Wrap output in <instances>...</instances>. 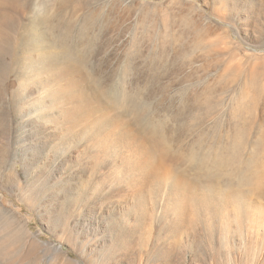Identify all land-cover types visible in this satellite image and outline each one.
I'll return each mask as SVG.
<instances>
[{
  "label": "rangeland",
  "instance_id": "rangeland-1",
  "mask_svg": "<svg viewBox=\"0 0 264 264\" xmlns=\"http://www.w3.org/2000/svg\"><path fill=\"white\" fill-rule=\"evenodd\" d=\"M238 143L264 189V0H0V264H264V196L238 226L147 192Z\"/></svg>",
  "mask_w": 264,
  "mask_h": 264
},
{
  "label": "bare ground",
  "instance_id": "bare-ground-1",
  "mask_svg": "<svg viewBox=\"0 0 264 264\" xmlns=\"http://www.w3.org/2000/svg\"><path fill=\"white\" fill-rule=\"evenodd\" d=\"M57 39L58 42H60L61 38L59 36L57 37ZM155 129L156 130L154 134L157 137H159L160 135L159 128L156 127ZM239 147H240L239 143L236 144L235 146H232V152L228 155L226 154V156L223 155L219 156L218 153L212 155H203V156L192 154L189 157V162L191 163V165L195 166L198 174H206L210 178L209 181L210 184L203 185L206 186V191L202 189V191H200L198 194L192 195L190 193H185L184 191L180 190L178 187L175 188H172L171 186L167 187V184L166 185L164 184V188L158 187L154 190L148 189L147 192L148 194L151 193L150 196H154L157 193L159 197V202L157 200L155 209H158V211H160V208L161 206L164 205V203H166L167 205L172 203L175 206H177L176 213H182V211L185 208L180 207L179 202L180 201L183 202L185 201V199H187L188 202L191 201L192 207L195 211L203 208V211L207 212V216H209L210 219L212 215L217 214L216 212H221V210L225 212L231 211L233 213V218H234L233 221H236L237 224L235 222L233 223H235L238 226H241L242 218L244 219L245 216L249 217L250 215V217H255L247 210L248 204L250 205L251 203H249L250 201L249 199H248L249 201L247 200V196L245 195L247 194V192L243 190V187L247 186L248 192L250 193V195L254 197L258 198L264 196V189L257 185L256 170L259 167V165L257 164L255 157H251L250 159L248 158L245 164L241 163L242 161H241ZM149 153L152 155V157H156V159L152 164V167L151 166L148 167L149 170H153L152 168L154 166L159 165L162 158L160 155L155 154L156 152L153 149L149 150ZM137 166L138 165L136 162H130L129 166L128 165L125 166V171H127L126 173H128L125 175V180H128V178L131 179L132 176L134 177L135 173L133 172V168H136ZM144 169L147 168L144 166ZM149 170H147V172H149ZM222 170H226L229 173L228 177L232 181V183L235 184L236 187L234 192H230L228 189L226 190L216 189V187H214V185L211 184V181H213L215 178L221 177L220 172ZM174 177L176 178L177 176ZM153 181L155 180L153 179ZM130 191L132 193L134 192V189H131ZM150 198L153 200L152 197ZM209 199L216 201L214 207L216 211L211 210ZM248 213L249 215H246Z\"/></svg>",
  "mask_w": 264,
  "mask_h": 264
}]
</instances>
